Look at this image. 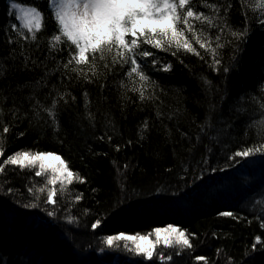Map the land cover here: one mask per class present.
<instances>
[{
	"label": "trees",
	"instance_id": "16d2710c",
	"mask_svg": "<svg viewBox=\"0 0 264 264\" xmlns=\"http://www.w3.org/2000/svg\"><path fill=\"white\" fill-rule=\"evenodd\" d=\"M195 2L213 26L189 23L211 48L181 22L195 52L142 44L137 52L154 53L138 57L142 82L115 47L66 68L74 46L54 39L49 0H0V163L19 151L53 152L74 173L63 191L30 168L0 173V264H264V151L235 156L264 148V0ZM13 5L38 11L41 28L20 27ZM54 99L50 116L43 109ZM33 186L45 191L34 195ZM169 224L190 248L159 245L145 260L127 241L105 243Z\"/></svg>",
	"mask_w": 264,
	"mask_h": 264
},
{
	"label": "snow or ice",
	"instance_id": "6c2138e0",
	"mask_svg": "<svg viewBox=\"0 0 264 264\" xmlns=\"http://www.w3.org/2000/svg\"><path fill=\"white\" fill-rule=\"evenodd\" d=\"M259 2V0H258ZM195 0H56L55 3V19L58 22V31L61 35L54 36L56 41L62 38L69 43L70 50L74 46V55H72L65 67H68L72 61L76 65H85L89 63V54L95 56L97 53L103 54L105 50L111 52L113 47L117 50V55L123 61L121 67L129 63L131 69L129 76L136 74L140 81H147L149 78L142 71L140 59L153 57L154 53L141 49V45H150L152 48L161 49L165 45L171 47L175 44L177 49L183 48L187 52H195L192 44L185 36L184 30L178 25L183 22L184 27L193 33L196 43L202 49H210V43L202 40L201 35L194 32L193 24L189 20H199L207 22L209 26H213V20L205 16L202 12H196ZM213 8L216 12L221 9L216 4L205 5ZM25 26L29 32L39 30L42 26L41 15L35 9L31 11L21 10ZM224 12H228V8L224 7ZM226 23V20L224 21ZM234 36L238 33L233 32ZM128 37H131L130 41ZM33 35V39H35ZM217 47H220L217 44ZM212 51H215L212 49ZM138 57L140 59H138ZM103 59V55H101ZM152 63L156 61L153 59ZM219 60H215L218 65ZM4 74L3 67H0V75ZM205 83H209L205 81ZM135 90V89H133ZM141 96L143 92L141 91ZM57 101L54 99L51 108H44L50 116H54L52 109L55 108ZM6 126L4 132H8ZM264 151V148H248L235 153L237 157H248L253 153ZM0 152V156H2ZM7 165H19L21 168H32L39 166V171L35 172L36 176H41L45 172L50 171L52 176L47 180L50 185H56L60 182L61 191L64 190L65 184H71L74 173L70 170L67 162L59 155L53 152H39L31 154L28 151H19L14 155H9L3 163H0V173L6 170ZM77 179H81L77 177ZM81 182L82 179H81ZM30 192L35 195L36 192H44V188L35 189V186L29 188ZM55 188L47 189L46 202L55 204L54 197L57 196ZM36 199H40L37 195ZM80 199L79 196L76 197ZM32 207L37 205L33 204ZM50 216L53 214L48 213ZM224 216H232L231 212L221 213ZM101 221L97 220L92 224L95 229L100 225ZM155 241L151 240L148 235H109L105 239L108 246H112L114 241H132L135 244L134 251L137 255H142L146 259H153L157 255V246L163 244L165 247L171 248L173 245L181 248H190L192 245L184 230L174 226L167 225L164 228H156ZM259 242L260 238H256ZM143 242V243H141ZM127 246V245H125ZM256 245H253L255 247ZM161 261L171 260L172 257L161 254ZM197 260L203 261L204 257H196Z\"/></svg>",
	"mask_w": 264,
	"mask_h": 264
},
{
	"label": "rangeland",
	"instance_id": "374dc122",
	"mask_svg": "<svg viewBox=\"0 0 264 264\" xmlns=\"http://www.w3.org/2000/svg\"><path fill=\"white\" fill-rule=\"evenodd\" d=\"M49 2H50V4H51V6H52V9L54 10V13H55V11H56V9H55V3H56V0H49ZM13 8L15 9V11L19 14L18 16V21H19V26L20 27H22V28H27L26 26H25V20L23 19V12L21 11L22 9L23 10H25V11H31L32 9H29V7L27 6V7H25V8H23V7H20V6H18V5H13ZM31 154H34V153H31ZM1 156H0V161H1ZM30 169H33L34 171H39V166L38 165H35V166H33L32 168H30ZM42 175H45V177L47 178V180L52 176V173L50 172V171H48V172H45L44 174H42ZM59 181H57V183H58ZM49 186L50 187H54L55 185H50L49 184ZM158 228H164V227H158ZM156 229V228H155ZM125 235H127V234H125ZM132 236H136V235H132ZM149 238L151 239V240H153V241H155V239H156V237H155V232L153 231L152 233H150L149 235ZM141 243H143V242H141ZM127 244H130V248H129V250L130 251H134V248H135V244L132 242V241H127ZM160 245H163V244H160ZM159 246V245H158ZM157 246V247H158ZM134 254L135 255H137L136 253H135V251H134ZM137 256H139V255H137ZM142 256V255H141ZM143 257V256H142ZM144 258V257H143ZM145 260H149V259H146V258H144Z\"/></svg>",
	"mask_w": 264,
	"mask_h": 264
},
{
	"label": "bare ground",
	"instance_id": "6f19581e",
	"mask_svg": "<svg viewBox=\"0 0 264 264\" xmlns=\"http://www.w3.org/2000/svg\"><path fill=\"white\" fill-rule=\"evenodd\" d=\"M28 7H30V6H28ZM34 9V8H33Z\"/></svg>",
	"mask_w": 264,
	"mask_h": 264
}]
</instances>
